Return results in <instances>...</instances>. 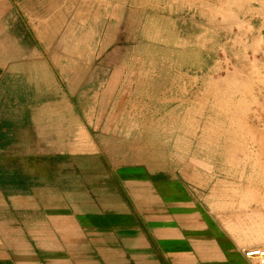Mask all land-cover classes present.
Listing matches in <instances>:
<instances>
[{"label": "crops", "instance_id": "1", "mask_svg": "<svg viewBox=\"0 0 264 264\" xmlns=\"http://www.w3.org/2000/svg\"><path fill=\"white\" fill-rule=\"evenodd\" d=\"M93 7L0 0V264H257L193 208L187 167L119 164V89L85 75Z\"/></svg>", "mask_w": 264, "mask_h": 264}, {"label": "rangeland", "instance_id": "2", "mask_svg": "<svg viewBox=\"0 0 264 264\" xmlns=\"http://www.w3.org/2000/svg\"><path fill=\"white\" fill-rule=\"evenodd\" d=\"M258 1L235 0L231 12L233 0H93L85 69L92 85L119 89V164L183 183L187 167L193 208L247 247H264ZM215 209L222 216L211 217Z\"/></svg>", "mask_w": 264, "mask_h": 264}, {"label": "built area", "instance_id": "3", "mask_svg": "<svg viewBox=\"0 0 264 264\" xmlns=\"http://www.w3.org/2000/svg\"><path fill=\"white\" fill-rule=\"evenodd\" d=\"M244 256L257 261V264H264V247H252L244 251Z\"/></svg>", "mask_w": 264, "mask_h": 264}, {"label": "bare ground", "instance_id": "4", "mask_svg": "<svg viewBox=\"0 0 264 264\" xmlns=\"http://www.w3.org/2000/svg\"><path fill=\"white\" fill-rule=\"evenodd\" d=\"M264 110V109H263ZM257 247V246H256ZM260 247V246H259Z\"/></svg>", "mask_w": 264, "mask_h": 264}]
</instances>
